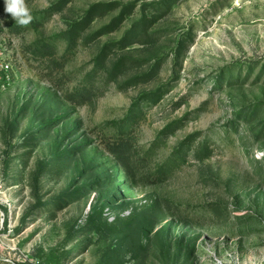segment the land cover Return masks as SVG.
<instances>
[{
    "label": "rangeland",
    "instance_id": "1",
    "mask_svg": "<svg viewBox=\"0 0 264 264\" xmlns=\"http://www.w3.org/2000/svg\"><path fill=\"white\" fill-rule=\"evenodd\" d=\"M24 3L0 264H264V0Z\"/></svg>",
    "mask_w": 264,
    "mask_h": 264
},
{
    "label": "clouds",
    "instance_id": "2",
    "mask_svg": "<svg viewBox=\"0 0 264 264\" xmlns=\"http://www.w3.org/2000/svg\"><path fill=\"white\" fill-rule=\"evenodd\" d=\"M4 3L5 12L11 14L15 23L27 25L30 22L31 16L24 0H4Z\"/></svg>",
    "mask_w": 264,
    "mask_h": 264
},
{
    "label": "built area",
    "instance_id": "3",
    "mask_svg": "<svg viewBox=\"0 0 264 264\" xmlns=\"http://www.w3.org/2000/svg\"><path fill=\"white\" fill-rule=\"evenodd\" d=\"M6 68H8V67H6Z\"/></svg>",
    "mask_w": 264,
    "mask_h": 264
}]
</instances>
